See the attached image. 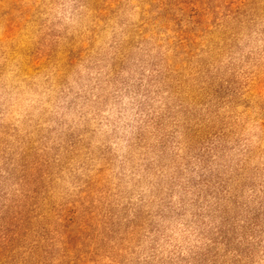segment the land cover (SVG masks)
I'll use <instances>...</instances> for the list:
<instances>
[{
	"label": "rangeland",
	"instance_id": "rangeland-1",
	"mask_svg": "<svg viewBox=\"0 0 264 264\" xmlns=\"http://www.w3.org/2000/svg\"><path fill=\"white\" fill-rule=\"evenodd\" d=\"M0 264H264V0H0Z\"/></svg>",
	"mask_w": 264,
	"mask_h": 264
}]
</instances>
